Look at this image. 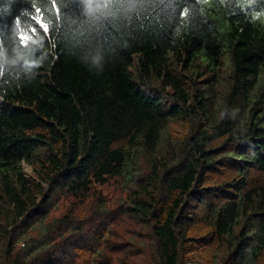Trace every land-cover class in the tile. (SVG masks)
I'll use <instances>...</instances> for the list:
<instances>
[{"label": "trees", "instance_id": "1", "mask_svg": "<svg viewBox=\"0 0 264 264\" xmlns=\"http://www.w3.org/2000/svg\"><path fill=\"white\" fill-rule=\"evenodd\" d=\"M81 3L0 0V264H264V0Z\"/></svg>", "mask_w": 264, "mask_h": 264}, {"label": "snow or ice", "instance_id": "2", "mask_svg": "<svg viewBox=\"0 0 264 264\" xmlns=\"http://www.w3.org/2000/svg\"><path fill=\"white\" fill-rule=\"evenodd\" d=\"M51 3L56 10V15L59 16L61 14V9L56 4V0H51ZM75 3L79 5V8L77 10L82 15H84L83 4L81 3V0H75ZM172 3H174V0H166V4H172ZM133 4L134 3H132V0H113L112 7L115 10L113 12V17H115L116 13H119L121 11L127 12L129 9H132ZM181 14L186 15L187 10L186 9L183 10ZM33 19L35 21V24L30 28V30L27 33L22 31L21 34L18 37H16L18 43L23 47H27L26 42L31 39L33 34H36L38 32L47 34L55 30L54 25L50 24L45 19L42 9L40 8L36 9V14L33 17ZM0 31H2V29H0ZM0 46H2V41H0Z\"/></svg>", "mask_w": 264, "mask_h": 264}, {"label": "clouds", "instance_id": "3", "mask_svg": "<svg viewBox=\"0 0 264 264\" xmlns=\"http://www.w3.org/2000/svg\"><path fill=\"white\" fill-rule=\"evenodd\" d=\"M16 35L15 31L12 30L10 32V35H9V38H12ZM42 40H43V37L40 38L39 41H34L33 42V47L30 48L27 52H28V55L24 56V55H20V51L18 49H15V51L18 53V55L16 56V58L14 59H9L8 57L10 56V53L12 51V49H8L7 47H4V48H0V57H3L4 60V65L5 66H8V65H18L20 64V61L21 60H24L25 63L24 65H21V68L25 71H27L29 74H31L32 70L38 66L40 63L43 62V56L40 57V58H35L34 57V53L38 50L37 47H35V45H39L40 47H42ZM92 65L94 67L97 68V70L99 72H102L103 69H104V65H103V56H97V57H94L92 59ZM91 70V69H89Z\"/></svg>", "mask_w": 264, "mask_h": 264}, {"label": "rangeland", "instance_id": "4", "mask_svg": "<svg viewBox=\"0 0 264 264\" xmlns=\"http://www.w3.org/2000/svg\"><path fill=\"white\" fill-rule=\"evenodd\" d=\"M240 1L242 4H244L246 7L252 10L256 7L262 6L261 0H240ZM253 14L257 19V21L261 25H264V7L260 9H254ZM24 171L28 176H34L35 174L34 169L32 168L31 165L25 164ZM98 189L101 190L105 196H107L109 199H112L115 202H117L122 195L121 190L116 189L112 184L108 186H100ZM80 264H82V262Z\"/></svg>", "mask_w": 264, "mask_h": 264}, {"label": "bare ground", "instance_id": "5", "mask_svg": "<svg viewBox=\"0 0 264 264\" xmlns=\"http://www.w3.org/2000/svg\"><path fill=\"white\" fill-rule=\"evenodd\" d=\"M62 20V19H61Z\"/></svg>", "mask_w": 264, "mask_h": 264}]
</instances>
